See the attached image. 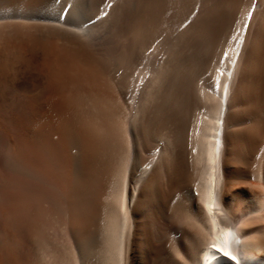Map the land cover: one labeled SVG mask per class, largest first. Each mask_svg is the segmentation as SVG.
<instances>
[{
  "label": "bare ground",
  "instance_id": "1",
  "mask_svg": "<svg viewBox=\"0 0 264 264\" xmlns=\"http://www.w3.org/2000/svg\"><path fill=\"white\" fill-rule=\"evenodd\" d=\"M12 17L49 25L63 58L46 73V43H23L36 72L0 100L16 112L20 92L39 99L57 135L28 119L61 186L26 188L33 210L25 193L12 201L48 222L28 264H264V0H0ZM8 228L2 244H22Z\"/></svg>",
  "mask_w": 264,
  "mask_h": 264
},
{
  "label": "rangeland",
  "instance_id": "2",
  "mask_svg": "<svg viewBox=\"0 0 264 264\" xmlns=\"http://www.w3.org/2000/svg\"><path fill=\"white\" fill-rule=\"evenodd\" d=\"M27 41H29V42L32 41V42H37V43H40V42H45L46 43V46H47V48L50 51L49 57L45 61V64H46V66L48 68V69H45L46 73H48L49 70L51 68H53L56 63L60 62L63 59L62 55L58 52V49H59L58 47H60V46H59V44H57V42L59 43V41L56 38H54L53 36H51V34H50V26L47 25L45 22L43 23V22H39V21H31V20L29 21V20H24V19H21V18H13V17L12 18H2V19H0V100H1V98H2V96H3L5 91H7L10 94L14 91V81H15L14 78H15V76L29 78V77H31V75H33L36 72L34 70H30L29 66L27 65V62L25 61L26 53L24 52L23 43H25V42L27 43ZM55 45H56V47L58 45V47H57L58 49L55 48ZM54 48H55V50H54ZM3 60H4V63H3ZM3 65H4V67H3ZM22 95H24L23 92H20L19 100H21L22 103L25 102V104L27 105L23 110L21 109V110H18L16 112H14V111L13 112H5V111L0 110V143H1L0 145L2 146L0 148V149H2V150H0V157H1L0 158V166H1L0 168L3 167L2 169H0V190H1V186H4V188L7 189L5 191L4 188H2L1 191L4 190L5 192H4V194L1 192L2 194H0V196L3 197L2 195H4V198H2V200L4 199V205H6L5 203L8 204V207L6 205L5 208H7V210L9 212L12 210L11 212H12V214H14V216H13L12 214L8 213L9 214L8 215L7 213L4 212L3 215H2L1 212L3 210H5V208H1V206L3 204V201H2V204H1V200H0V204H1L0 205V228H2L0 230L1 231L0 233H1V237L3 238V235H2L3 231H5L9 227L8 231L10 232L9 234L12 236L11 237L12 240H15L14 244L19 242L20 239L22 241H24L25 244H23V242L20 241L19 243H22V244H20L19 246L17 244H15L14 245L15 248H12V247H8L6 244L5 245L2 244L3 241L1 239L0 240V241H2L1 242L2 246L1 247L4 250L3 249L1 250V247H0V264H11V263L12 264H17V263L19 264L20 261L18 262V260H21V261L23 260L22 261L23 263L21 262L20 264H28L29 256H30V254H29L30 253V249H28L29 252L27 250V247L29 246L28 245V240L30 239L31 236L36 235L35 231L37 229L41 228L42 230H47V227H48L47 223L48 222H47V219H45V217H43L42 215H40V216H42L40 221L39 222H35V223H34V221H36L37 218H34V216L38 217V218H40V216H38L39 214L35 213L34 211L33 212L28 211V212H30L29 213L30 215L32 213H35V215L32 214V215H34L33 218L35 219L33 222H30V221H32V219H31L32 217L30 219H26V216H24V214H22V212H20V215H19V211L20 210L18 211V209H21V211H23L24 207H25L24 202H25L26 199L27 200L29 199L28 195H27V198H25L26 197V192H27L26 188H28L29 186H32L35 189H38L39 191H42V192H44L46 190L47 192H45V193L50 194V195L55 196V197H58L60 195V193H61L60 192L61 186H60L59 182L55 178H53V176L50 174V172H48L49 170L44 165H42V163L40 162V160L37 157L36 150L32 151L33 145L31 144V142H30V140L28 138V134H27L28 133V130H27L28 122H29V120H31V119L33 120L34 119L37 122L39 121V123H40V121H42L41 124L39 125L40 126V132H41V133L39 132V137L41 139H42V137H44L47 134V132L52 134V137L54 139H56L57 135L54 134V132H52V129H50L52 126H51L50 120L48 119L52 114L49 113V112H45L44 113V111H41V110H39L37 108V104L39 103V99H27L26 97H24ZM51 102L53 104L54 103L55 104L59 103V101H57V100H54V101H51ZM34 105H35V107H34ZM37 110H38V112H37ZM43 118H45V119L43 120ZM85 118H86V123L88 124V127L92 128V129H95V126H96V123H97V120H98L97 114L94 111H91V112L88 113V115L87 114L85 115ZM48 122H49V124H48ZM47 126H49L50 128L48 129ZM42 131H43V133H42ZM25 137H26V139H28L27 141H26V139L25 140L23 139ZM2 138H3V140H2ZM24 141H26V142H24ZM6 142H8V143H6ZM10 142L12 143L11 145L13 147L12 146L10 147V144H9ZM26 143H27L28 146L26 145ZM13 144L15 145V147H14ZM16 146H17V148H20V149H22V151L23 150L24 151L21 152V150L19 151V149H18V150H16L18 152L11 153L12 151H15L14 149H16ZM25 146H27V147H25ZM7 147H8V149H6ZM9 147H10V149H9ZM25 148H28L29 150L25 149ZM11 149H13V150L10 152ZM1 152L4 155L1 154ZM9 152L11 153V156H10ZM60 152L61 151H58V155L59 156L62 155V154H59ZM20 154H21V156H20ZM5 161H7L8 164L9 163L15 164V165L17 164V166L19 167L18 172L19 171L20 172L18 173L17 171L14 170V168H10L9 166H6L5 165ZM15 162H17V163H15ZM91 162H93V161H91ZM1 163H4V164H1ZM82 164L83 163H81V165ZM25 169H27V170H25ZM1 170L2 171L6 170V171L2 172ZM32 170H34V172ZM20 173L23 174V176H21ZM30 175H33L34 177H31ZM13 178H15L16 180L13 179ZM10 179L13 180V182H12L13 184L11 183L12 180H10ZM53 179L55 180V182H54ZM44 181L46 182L45 185L43 184ZM4 182L7 183V184H5ZM49 182H50V184L52 182V185H50ZM56 182H58V183H56ZM4 184L7 185V186H5ZM12 185H13V187H12ZM48 186H51V187L53 186V187L52 188L51 187L48 188ZM54 186H56L57 188L54 187ZM41 188H43V189H41ZM53 188H56L58 191L56 189L52 190ZM8 189H10L11 191L10 190L8 191ZM16 190H19V191L21 190V191L19 192V191H16ZM7 191L10 192V193H8V195L10 197L14 196V198L13 197L12 198L5 197V194L7 193ZM14 192L15 193H19L18 195H20V196H18L17 194H15L17 196L12 195ZM21 192L25 193L24 197H21V194H22ZM53 192H57V195H55V193H53ZM6 196H7V194H6ZM15 197L17 199H18V197L19 198L20 197L23 198V201H21V198L18 199V202L20 203V201H21V203L24 205L23 209H22V206H23L22 204H19L21 207L19 205L16 207L17 200H16ZM5 199H8V202L5 201ZM9 199H10V201H9ZM15 200H16V205H15V208H13L14 207L13 202L15 203ZM29 200L33 201L31 198ZM36 201L38 202V200H36ZM33 202H34V204L31 203V202H28V204L31 203V205L29 204L30 208L27 207L28 205L25 202L26 205H27L26 207L29 208L28 210H33L34 207H36V206L38 207V204L42 203V202L35 203V201H33ZM2 207H4V206H2ZM26 207H25V209H26ZM42 207L43 206H41L40 208L42 209ZM44 208L46 209V206L43 207V209ZM1 209H3V210L1 211ZM13 209H14V212L16 214L18 213L17 215H19L23 219H26L27 221L24 220V222H22L21 220H18V219H21V218H17L19 216H17L16 217L17 219H15L14 218L15 217V213L13 212ZM7 210H5V211L8 212ZM23 212L26 213L25 210ZM29 214H28V217L30 216ZM1 216H2V218H1ZM5 216H7V217H5ZM3 218H5V219H3ZM6 218L8 220L10 218V220H12L13 223H14V220L11 219V218H14L17 221L16 224H18L19 226H15L14 227L15 224L13 225V223H9L11 221L8 222V220ZM42 218L44 219V221H43ZM1 219H2V221H1ZM5 220H7L8 224H9L8 227H6V225H5L6 222H5V224L3 223ZM19 221H21L23 223L22 227H21V222H19ZM33 223L37 227H35ZM11 224L13 225V227H11ZM4 228H5V230H3ZM10 228L11 229L12 228H14V229L18 228V230L15 231V230H11ZM21 228L23 229V232H24L25 236L22 233V229ZM19 229H20V231H19ZM62 229L64 230V228H62ZM30 230H33V232L30 233L29 232ZM12 231H14V236L16 235L15 232H19V233H17L19 236L17 235L14 238L13 234L11 233ZM25 232L26 233L29 232L30 235L28 233H27L28 235H26ZM65 233H66V231H65ZM65 233H63V234H65ZM16 239H17V241H16ZM18 239H19V241H18ZM20 246H21V248L24 246L23 247V253H21L22 249L20 248ZM16 247H18V249L21 250V252ZM24 249H25V252H24ZM10 250L11 251L14 250L13 252L15 254L17 253V256L13 252H11ZM2 251H3V253H2ZM17 251L20 252V254ZM9 252H11L10 254L11 255L13 254V255L11 256L9 254ZM4 253L7 254L8 256H6ZM25 254H26V256H25ZM3 255L6 256L5 259H4ZM20 255H22V256L19 257ZM23 256H24L25 259L23 258ZM7 257H9V258H7ZM11 257H12L13 261H12ZM9 259L12 262L9 261ZM26 259H28V261ZM89 264H95L94 260L90 261Z\"/></svg>",
  "mask_w": 264,
  "mask_h": 264
}]
</instances>
